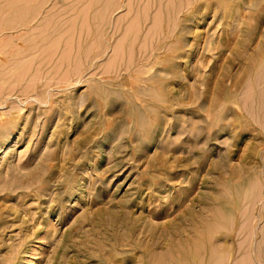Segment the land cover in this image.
<instances>
[{
  "label": "rangeland",
  "instance_id": "obj_1",
  "mask_svg": "<svg viewBox=\"0 0 264 264\" xmlns=\"http://www.w3.org/2000/svg\"><path fill=\"white\" fill-rule=\"evenodd\" d=\"M0 264H264V0H0Z\"/></svg>",
  "mask_w": 264,
  "mask_h": 264
}]
</instances>
